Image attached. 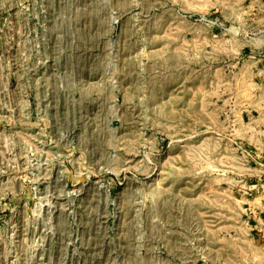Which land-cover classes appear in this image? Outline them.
<instances>
[{
    "label": "rangeland",
    "instance_id": "rangeland-1",
    "mask_svg": "<svg viewBox=\"0 0 264 264\" xmlns=\"http://www.w3.org/2000/svg\"><path fill=\"white\" fill-rule=\"evenodd\" d=\"M0 264H264V0H0Z\"/></svg>",
    "mask_w": 264,
    "mask_h": 264
}]
</instances>
